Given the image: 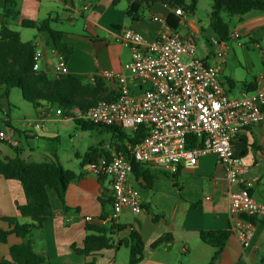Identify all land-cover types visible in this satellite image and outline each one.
<instances>
[{"label":"crops","instance_id":"0c3cea01","mask_svg":"<svg viewBox=\"0 0 264 264\" xmlns=\"http://www.w3.org/2000/svg\"><path fill=\"white\" fill-rule=\"evenodd\" d=\"M135 1L16 0L15 11L19 16L6 19L5 10L8 6L6 0H0V29L2 24L7 22L11 30L20 33L24 42L34 41L37 51L43 53L41 70L54 76L58 52L47 46L46 35L37 29L25 28L22 25L24 21L41 23L52 19V29L63 32L66 43L73 49V54L67 62L69 74L91 81L100 77L104 71L120 72L132 61L131 49L121 42L124 30L133 29L146 41L154 42L164 28L163 23L155 21L154 18L167 20L168 15L173 12L161 2L142 4L140 17L134 20L128 15V11ZM191 16L185 15L180 24L178 32L181 38L195 43L198 56L209 65H220L221 75L225 74L228 64L226 54L223 59L219 58L208 44H201L199 40L207 36L208 30L201 20L195 19L196 15ZM235 20L238 22L235 32L240 34V39H248L250 44L264 54V11L249 13L243 21L240 18ZM210 29L212 37L216 40L212 28ZM220 44L221 48L228 49L226 43ZM250 68L248 64L247 74L243 77H221L230 97L243 98L264 89V70L256 72L254 66L252 70ZM108 85L115 89L114 84ZM0 90L4 92L2 86ZM134 91L139 92L138 88H134ZM9 97L7 104L10 111ZM3 99L5 97L0 95V100ZM43 104L36 110L43 109ZM75 114L78 116V109ZM36 116L34 123L29 124L30 128L49 133L47 117L41 111H38ZM62 117L66 119L65 123L73 121L64 115ZM8 121L14 130L7 126L0 130L8 131L18 142L21 132L10 119L6 122ZM27 130L29 133L25 134L26 138L33 140L36 137L33 130ZM233 145L246 167L242 180L253 183L252 196L264 204V124L244 130L234 139ZM3 146L5 145L0 144L1 157L15 158L7 154ZM19 146L18 142L16 148H20L21 158L26 162L43 163L55 159L56 154H51L44 155L43 159H39L41 161H36L37 152L33 147L25 151ZM103 150L109 155L115 152L110 144L104 146ZM76 156L78 157V154ZM59 161L61 162L60 159ZM82 161L79 163L80 171H74L82 176L69 185L66 193L67 208L56 193L50 190L54 216L34 230L31 236L36 252L47 256L51 264H130V251L124 242L129 239L132 231L140 235L145 245L144 260L138 264H210L216 250L201 239V232L208 231L231 233L215 264H264V218L256 219L255 234L250 246L244 247L239 238L231 232L234 221L229 214V184L224 168L214 155L201 157L195 167H181L176 175L143 167L150 172L149 182L143 178L138 179L133 172L130 180L140 192L142 212L135 214L130 209L123 210L115 225L125 229L114 231L111 248L89 256L78 255L75 249H84L85 239L89 235L88 225L106 230L112 225V222L107 221L112 214V205L104 208L101 202L104 195L111 197L110 180L86 174ZM61 164L64 166L62 162ZM232 189L240 190L241 185L233 186ZM26 204L22 184L0 176V228L10 229L9 224L2 221L4 217L17 218L21 224L32 223L30 218L23 217L18 210V206ZM87 217H92L93 221L87 222ZM164 237L171 239L157 247L153 246ZM22 242L21 238L12 235L8 244H1L0 262L10 259V248Z\"/></svg>","mask_w":264,"mask_h":264},{"label":"built area","instance_id":"2783aa9c","mask_svg":"<svg viewBox=\"0 0 264 264\" xmlns=\"http://www.w3.org/2000/svg\"><path fill=\"white\" fill-rule=\"evenodd\" d=\"M172 11L185 17L180 8ZM154 20L164 25L157 39L148 42L133 29L124 30L121 42L131 49L132 61L120 72L100 75L115 85L118 99L100 101L77 116L97 126L120 128L129 135L145 129L146 136L140 144L128 147V155L111 151L83 170L110 180L112 214L107 221L115 223L125 209L142 212L140 192L130 180L134 164L176 175L181 167H195L201 157L214 155L229 184V214L234 221L231 232L248 247L255 234V224L249 218L263 219L264 204L252 196L253 183L242 180L246 167L233 141L244 130L264 124V89L243 98L230 97L221 80L220 65L207 64L198 56L196 44L183 40L166 19ZM233 38L239 40L240 34L235 32ZM214 43L218 45L216 55L223 59L227 48H221L216 40ZM58 55L56 78L69 74L67 62ZM42 58L43 53L37 51L35 71L41 70ZM58 114L62 116L63 111L58 110ZM0 139L18 146L6 130L0 131ZM236 185L241 189L233 190ZM86 221L91 223L93 218Z\"/></svg>","mask_w":264,"mask_h":264},{"label":"trees","instance_id":"16d2710c","mask_svg":"<svg viewBox=\"0 0 264 264\" xmlns=\"http://www.w3.org/2000/svg\"><path fill=\"white\" fill-rule=\"evenodd\" d=\"M212 1L210 26L216 40L220 43H227L231 34L230 22L224 18V14L231 18H240L243 21V18L249 13L264 11V0ZM158 2L168 4L172 10L180 8L186 16L195 15L198 9V0H136L131 4L128 15L137 20L140 17L139 12L142 4ZM6 4L8 6L5 10L6 19L18 17L19 13L15 11L16 0H6ZM182 20L183 18L172 12L167 17V24L173 30L178 31ZM52 22V19L41 23L24 21L22 25L25 28L37 29L46 35L47 46L57 51L68 62L73 54V49L66 43L63 32L52 29ZM36 52L37 47L34 41L24 42L20 33L11 30L7 22L2 24L0 29V86L4 88V97H9L13 89H20L24 100L32 104L35 109H39L43 103L58 106L65 117L72 118L84 131L99 128L112 133V147L117 152L128 155L130 145L136 146L143 141L146 136L145 129H141L134 135H129L117 127L97 126L79 119L75 114L76 109L79 110V113L85 114L100 101H116L118 93L101 77L95 78V81L92 82L71 74L56 78L45 71H35ZM6 126L14 130L10 121L6 122ZM0 144L9 145L1 139ZM21 152L19 148H16L15 158L1 157L0 155V176L8 180L19 181L22 184L27 204L18 206V210L23 217L30 218L32 223L21 224L14 217L2 218V221L9 224L10 229L0 228V245L8 244L12 235L21 238L23 242L12 246L10 259H4L0 264H51L47 256L36 252L31 240L32 233L54 216L49 191H54L65 206L69 185L80 179L82 175L66 169L57 156L49 162H26L21 158ZM104 154L109 156L105 150L92 149L85 155L82 168L88 163L97 161ZM149 170H144L140 164H134L133 172L138 179L143 178L149 182L151 179ZM101 202L103 207L107 208L112 205V198L104 195ZM65 208L67 207L65 206ZM249 220L256 223L255 218H249ZM116 229L121 230L125 227L116 226L114 222L109 230L88 225L89 235L85 239L84 249H75L76 253L81 256H89L103 249L111 248L113 246L112 235ZM230 234L228 231L201 232L202 241L216 250L210 264H215L218 256L224 250ZM170 239L164 237L153 246L157 247ZM124 243L130 251V264H138L144 260L145 245L137 232L132 231L129 239Z\"/></svg>","mask_w":264,"mask_h":264},{"label":"rangeland","instance_id":"374dc122","mask_svg":"<svg viewBox=\"0 0 264 264\" xmlns=\"http://www.w3.org/2000/svg\"><path fill=\"white\" fill-rule=\"evenodd\" d=\"M212 6V0H198V9L195 14L197 18L195 19L201 20L204 27L208 30L207 36L199 41L202 45L208 44L211 51L215 54L218 45L214 43V38L210 31ZM191 18L194 17L191 16ZM224 18L230 22L231 34L230 40L226 43L228 47L226 52L228 64L225 74L221 75V77L223 79L224 77L231 78L234 75L243 77L247 74L248 64L251 67L250 70H252L253 66L256 68V72L264 70V54L261 50L250 44L248 39H234L233 35L238 22L227 14H224ZM2 92L0 90V95L4 94ZM9 104L10 111L8 110L7 97L2 101L0 100V129L5 128V122L10 119L21 132L18 137L19 147L25 151H29V147H33L37 152L36 161H41L39 159H43L44 155L56 154L55 156L61 160L66 168L80 171V161L92 149L103 150L106 145L110 144L112 146V133L99 128L84 131L74 121L65 123L66 119L58 114V106L43 104V109L36 110L32 104L24 100L20 89H14L10 93ZM38 111H41L47 117L50 127L49 133H44V131L37 128H30L29 124L36 120ZM27 128L33 130L32 132L36 136L35 140L33 139L34 141L26 138L25 134L29 133L28 130L26 131ZM3 149L10 156L16 157V147L5 145ZM77 154L78 157L76 156Z\"/></svg>","mask_w":264,"mask_h":264}]
</instances>
